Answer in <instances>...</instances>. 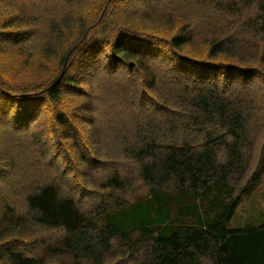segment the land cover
Segmentation results:
<instances>
[{
    "label": "trees",
    "instance_id": "16d2710c",
    "mask_svg": "<svg viewBox=\"0 0 264 264\" xmlns=\"http://www.w3.org/2000/svg\"><path fill=\"white\" fill-rule=\"evenodd\" d=\"M64 1L66 6L57 15L43 12L42 16L41 11L27 15L23 7L14 12L0 9V46L17 48L42 34L43 62L57 58L46 82L18 92L0 85L2 97H14L19 109L37 99L47 108L59 105L68 88L89 97L90 74H84L86 81L72 68L80 58L89 63L97 59L88 43L96 28L105 34L98 36L99 47L111 60L102 73L96 74L97 81H105L95 91L115 89L111 110L100 100L107 109L106 128L102 130L117 146L115 151L111 149L110 160L118 162L126 157L137 161L143 182L152 189L174 176L169 183L174 189L188 185L196 196H205L214 181L226 182L227 175L243 171V176L233 185L217 217L205 225L157 223V228L142 225L127 232L113 224L98 226L72 197L60 194L58 185L44 183L25 194L26 209L17 212L7 205L0 211V264H47L49 258L63 256L72 260L69 264H106L107 254L116 247L130 257L144 248V264H264V224L243 229L227 225L242 200L253 195L264 181V139L258 143V155L254 154L256 141L263 138L264 106L252 121L255 125L244 107L253 102L251 91L264 90V0H105L94 24L87 21L82 0ZM11 2H1V7H11ZM186 16L190 21H185ZM41 23L44 33H37ZM74 32L67 41L66 34ZM156 51L160 58L151 56ZM161 75L165 91L174 96L160 93L157 97L153 93ZM218 77L220 81L215 82ZM236 85H242L238 95H234ZM88 102L80 107L82 116H89L84 121L90 127V137L82 143L65 131L68 126L63 112L54 118L64 140H71L75 156L86 155L89 148L95 154L97 145L113 147L111 141H104L101 129H94L93 114L99 103L86 106ZM182 104L190 107L187 117L169 114V108L174 110ZM233 104L238 108H231ZM152 106L162 109L151 111ZM193 111L207 121L191 115ZM18 117L21 127L27 129V119L20 113ZM208 121H217L221 130L202 131L193 125H212ZM185 132L198 138L202 149L188 148L190 139L175 140ZM220 146L225 156L218 163L216 150ZM254 157L256 164L251 169ZM128 177L117 170L108 172L105 187L123 188ZM187 177L189 182L181 183ZM116 202L98 204L123 206ZM39 229H62L63 237L48 244L42 255L19 250L17 238Z\"/></svg>",
    "mask_w": 264,
    "mask_h": 264
},
{
    "label": "rangeland",
    "instance_id": "374dc122",
    "mask_svg": "<svg viewBox=\"0 0 264 264\" xmlns=\"http://www.w3.org/2000/svg\"><path fill=\"white\" fill-rule=\"evenodd\" d=\"M8 1L0 0V9L6 8L9 12H14L23 7L27 15L40 11L42 16H44L43 12L57 15L66 6L64 0H12L11 7H1L3 3ZM104 2L105 0H82L83 8L86 9L85 17L87 21H92V24L97 21V17L101 14L105 5ZM2 17V12H0V19ZM115 18L118 19V23L121 21L120 18ZM185 21H190L187 16ZM42 25L43 23L39 25L37 33H44ZM81 27L82 25L79 26V28ZM199 31L203 30L199 29ZM92 32L88 43L92 44L93 53L96 54L97 59L89 63L85 58H80L72 68V72L78 75L90 74L89 82L91 85L88 86L90 92L87 93L89 97L75 94L68 88L63 102L59 105L57 103V105L47 108L42 100L37 99L27 101L24 105L26 107L19 109V105L15 102L16 99H12L14 97H2L3 95L0 93V211L7 205L15 207L18 210L17 212L26 209L25 194L44 183H55L60 188V194L65 197H72L77 206L88 215V219L98 226L113 224L120 230L127 232L136 226L142 225H154V228H157V223L205 225L214 220L221 211L220 207L225 198L233 191V185L243 176V171H238L237 175H227L226 182H220L221 184H216L218 181L212 182L211 188L205 196H196L188 185L180 189H174L169 184L174 176H171L169 182L161 186L155 185V188L152 189L147 183L143 182L139 174V163L137 161H131L126 157L118 162L115 161V158L110 160V151L111 149L115 151L117 146L114 144V140L102 130L106 128L103 125L106 120L107 109L100 100H103L104 104H107L108 109L111 110L114 105L113 101H115L112 92L115 89L108 90L104 88L96 92V86L98 87L105 80L100 79L97 81L95 77L96 74L102 73L103 67H108L111 58L106 50L99 47V38L105 34L97 32L96 28ZM75 34L76 32L66 34L67 41H70ZM99 35L101 36L98 37ZM42 37L43 35L40 34L34 41L29 40L27 44L25 43L17 48L0 46V85L10 88L8 90H11V92H18L25 88L31 89L34 85L44 81L46 82L52 73L51 70L54 68V62L57 58L54 59L53 57L51 62H43L40 57ZM151 56L160 58L158 51L151 52ZM163 77L161 75V81L153 93L157 97L160 93L174 96L171 92L165 91L161 84ZM85 79L87 81L86 76ZM220 79L218 77L215 82L220 81ZM94 81L97 82V85ZM239 86L242 85L235 86L236 92L234 95L241 93ZM246 93L250 94L248 91H242V94ZM251 94L254 96L252 104L249 107L244 105V107L247 108L251 124H254L252 121L258 117V109L264 106V90L251 91ZM96 95L97 97L99 95L98 99H96ZM252 95L250 96L252 97ZM87 101L89 102L85 104L86 106L91 103H99L93 114L95 117L94 129H101L104 141H111L113 147L110 148L106 144L97 145L95 154L89 148L86 155L80 156L78 154L75 156V151L70 145L71 140H64L60 130L61 126L59 125V129L56 127L54 118L57 112H63L66 116V119L64 118L65 125L68 126L65 131L72 133L73 137L82 143L84 139L90 137V127L84 121L89 116L87 114L82 116V110L80 109ZM239 103L241 104V101ZM101 104L102 107H100ZM234 107L238 108L237 105L233 104L231 108ZM188 108L190 107L187 104H182L174 110L169 108V114H176L177 112L187 117L189 115ZM156 109L161 110L162 108L158 106L151 107V111ZM18 113L24 119H27V129L21 127ZM191 115H196L202 121H207L197 111H193ZM262 120L261 123H264V119ZM208 122L212 125L205 126L197 122L193 125L202 131L214 132L221 130L217 121ZM260 134L263 135V138L256 141L255 155H258L256 150L259 148V141L264 139V133ZM184 138L192 141L187 146L191 150L202 149L199 143L200 140L189 132L178 135L175 140L181 141ZM63 141L64 145L62 144ZM164 143L167 144V142ZM177 143L180 144L181 142ZM67 147H69V151ZM220 150L223 151L220 152ZM158 153H162L161 149L158 150ZM216 154L217 159H219L218 163L222 162L225 156L223 146L217 148ZM250 164H252V169L256 164L255 157L253 162L250 161ZM116 170L129 176L126 178V186L120 189L106 188L107 173ZM217 176L220 179V174L215 173L214 177ZM189 180L190 177L182 178L181 183H187ZM101 201H117L116 204L122 203L123 206L109 208L112 204L99 205L98 203ZM104 210L106 211L103 212ZM263 224L264 181L253 195L242 200L227 225L230 229H243L259 227ZM63 231L62 229L35 230L25 237L17 238L16 245L19 250L27 255H42L48 244L63 237ZM137 235L138 231L134 233L135 237ZM115 243L120 244L116 240ZM143 249L136 250L134 256L130 257L124 255L123 248L116 247L113 253L107 254V262L109 260V264H144L142 262L143 257H145ZM136 255L142 256L138 258ZM85 260L90 261L89 259ZM70 261L72 260L67 256L55 257L53 259L49 258L47 264H69Z\"/></svg>",
    "mask_w": 264,
    "mask_h": 264
}]
</instances>
